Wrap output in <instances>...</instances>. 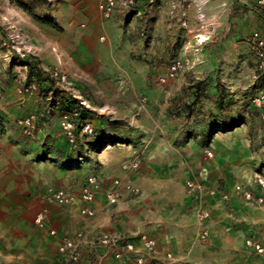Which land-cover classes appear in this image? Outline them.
I'll use <instances>...</instances> for the list:
<instances>
[{
    "label": "rangeland",
    "instance_id": "obj_1",
    "mask_svg": "<svg viewBox=\"0 0 264 264\" xmlns=\"http://www.w3.org/2000/svg\"><path fill=\"white\" fill-rule=\"evenodd\" d=\"M99 1L0 0V94L7 91L10 101L33 94L39 100L34 127L19 131L17 118L11 131L41 142L38 158L55 168L53 177L44 178L45 194L55 187L78 194L90 174L104 187L105 178H124L140 190L130 209L144 213L143 223L153 225L165 243H176L167 250L175 258L167 264H264V252L246 243L255 239L264 247V205L236 189L240 184L259 194L254 174L264 175V108L254 101L264 76L246 40L261 19L245 0H140L110 17ZM17 32L19 43L32 47L29 59L46 66L48 77L39 75L33 94L18 92L38 76L11 46ZM55 70L67 75L70 90L52 77ZM55 92L62 98L82 94L90 103L74 143L60 126V109L51 105ZM86 122L100 134L82 132ZM241 126L251 139L252 160L237 155L229 162L224 155L216 161L217 149L244 137L232 133ZM135 157L140 167L124 170L122 163ZM190 178L204 186L197 199L186 190ZM201 206L211 211L205 240ZM42 227L43 250L50 234ZM23 236L31 237L20 212L0 204V264H21ZM167 251L159 249L158 259ZM136 255L145 256V264L151 258L140 244Z\"/></svg>",
    "mask_w": 264,
    "mask_h": 264
},
{
    "label": "crops",
    "instance_id": "obj_2",
    "mask_svg": "<svg viewBox=\"0 0 264 264\" xmlns=\"http://www.w3.org/2000/svg\"><path fill=\"white\" fill-rule=\"evenodd\" d=\"M247 3V0L244 1ZM255 11L261 19L258 28L264 30V12L259 8L247 4ZM42 68L46 66L40 64ZM7 91L0 94V112L8 124V131L0 137V204L8 209H15L20 212L25 232L31 237L23 236V253L21 264H41L40 242L41 226L35 223L36 216L44 211L47 222L42 228L47 229L50 236L45 240L43 256L44 262L56 261L60 258L59 239L62 236L76 237L79 231L85 233L81 240L82 257L79 264H116V259L110 250H106L94 243V237L102 232L123 233L135 235L147 233L157 238L161 251H167L176 247V243H165L163 235L153 225L143 223L144 213L130 209L134 203L133 193L130 194L122 187V195L117 203H110L107 197L106 188L111 185L108 178H105V187L99 192L94 203L95 215L87 216L81 212V202L76 201L71 205L60 206L49 203L46 199V181L55 175V168L44 166V162L38 158L41 142L33 134H12L11 124L15 119L26 116L37 115L39 111V100L36 96L22 97L20 101H10ZM41 113V112H40ZM43 115L39 116L41 120ZM46 119H44L43 124ZM19 131H24L19 125ZM50 130H48L49 132ZM247 128L237 127L232 133H246ZM20 133V132H19ZM251 139L246 134L226 144L224 149L216 150V161L223 162L224 155L229 162H234L238 155L241 160L251 161L254 157L249 151ZM261 145V144H260ZM45 172V173H44ZM45 178V179H44ZM122 183H129L122 178ZM186 183V181H185ZM131 201H129V199ZM131 202V203H130ZM56 229L58 236L50 233ZM25 235V234H24ZM30 242V245H27ZM176 249V248H174ZM171 250V249H170ZM43 262V263H44ZM121 264H136L135 262H121Z\"/></svg>",
    "mask_w": 264,
    "mask_h": 264
},
{
    "label": "built area",
    "instance_id": "obj_3",
    "mask_svg": "<svg viewBox=\"0 0 264 264\" xmlns=\"http://www.w3.org/2000/svg\"><path fill=\"white\" fill-rule=\"evenodd\" d=\"M136 0H100L99 9L103 15L110 17L119 6H123L129 10ZM247 4L259 8L264 12V0H248ZM140 13V11H138ZM199 18L204 21L206 14L199 8ZM22 39V34L15 33L11 36L12 48L14 49L16 55L20 59H28L30 53H33L32 47L28 45H21L19 41ZM247 42L250 44L257 64L258 71L264 76V30L255 29L246 38ZM180 66V62L177 61L173 64L171 74L175 73L177 68ZM52 77L57 80L62 88L65 90H70L71 82L69 81L67 75L61 71L55 70L51 72ZM39 80L36 76L19 88L18 92L21 95L33 94L39 87ZM69 92V91H68ZM71 94V92H69ZM69 98H74L76 104L73 108H63V99L61 96H53L51 105L60 109V126L70 143H74L76 140V128L77 122L79 120V113L81 108H89L90 103L88 99L82 94L72 93ZM258 106L264 108V81L263 87L259 94L254 99ZM35 119L34 116L22 117L18 120V124L23 127L25 131L30 130L34 127ZM81 131L84 133H91L99 135L89 122L82 125ZM209 157L213 156L212 151H208ZM140 159L138 157L125 160L122 163V167L126 171H133L140 167ZM254 180L260 187L261 192L259 194H254L249 190H244L240 184L236 185L237 191L241 192L245 199L256 204L264 205V175L261 173L254 174ZM122 187L133 193L139 194L140 190L133 184L126 183L123 184L120 178H114L111 185L106 188L107 197L110 203H117L122 192ZM104 188L103 181L97 174H90L86 177L79 193H75L66 187H55L50 189L46 193V199L49 203H53L60 206L71 205L77 200L81 202V212L87 216H94L96 211L94 203L97 200L99 192ZM186 190L193 198H199L204 191V186L202 183L195 179L186 180ZM207 192L211 195L216 193L213 188H208ZM198 216L201 222L200 237L205 240L208 237V228L206 227V222L210 216V208L208 206H201L198 208ZM47 222V216L44 211H41L35 218V223L44 226ZM50 233L54 236H58L56 229H51ZM85 233L79 231L76 237L62 236L59 239V252L61 254L60 258L56 261H48L41 264H79L82 257V245L81 240L85 238ZM94 243L106 250H110L116 259V264H121V262H135L137 264L147 263V258L143 255H136L137 244L142 245L144 250L150 255L151 258L148 260V264H167L172 262L175 258L171 251H167L164 254V259H158L159 254V243L156 237L141 233L139 235H127L123 233H111L102 232L94 237ZM246 243L253 248L257 253L264 252L263 245L255 239H248Z\"/></svg>",
    "mask_w": 264,
    "mask_h": 264
},
{
    "label": "trees",
    "instance_id": "obj_4",
    "mask_svg": "<svg viewBox=\"0 0 264 264\" xmlns=\"http://www.w3.org/2000/svg\"><path fill=\"white\" fill-rule=\"evenodd\" d=\"M137 2H139L140 0H136ZM25 64L28 66V68L31 70V71H36L37 73V76H38V80H39V75L43 78H46L48 77L46 72L44 70H42V68H40L37 64V61L35 59H26L25 60ZM40 82V80H39ZM58 93L55 92L54 95L58 96L57 95ZM62 97V96H61ZM63 99L65 100H62L63 102V105L65 108H73L76 104V100L74 98H69V97H63ZM87 109L85 108H81L80 109V113H79V122H80V125L81 123L83 122V115H84V112H86ZM6 133V126H5V122H4V118H3V115L1 114L0 112V137L3 136L4 134Z\"/></svg>",
    "mask_w": 264,
    "mask_h": 264
},
{
    "label": "bare ground",
    "instance_id": "obj_5",
    "mask_svg": "<svg viewBox=\"0 0 264 264\" xmlns=\"http://www.w3.org/2000/svg\"><path fill=\"white\" fill-rule=\"evenodd\" d=\"M199 38H200V40L202 41V40L206 39V36L203 35V34H201V35L199 36Z\"/></svg>",
    "mask_w": 264,
    "mask_h": 264
}]
</instances>
